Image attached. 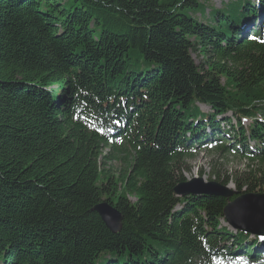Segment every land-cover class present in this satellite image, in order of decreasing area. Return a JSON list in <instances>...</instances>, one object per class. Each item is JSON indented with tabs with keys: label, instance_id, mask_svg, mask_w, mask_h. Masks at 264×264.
<instances>
[{
	"label": "trees",
	"instance_id": "obj_1",
	"mask_svg": "<svg viewBox=\"0 0 264 264\" xmlns=\"http://www.w3.org/2000/svg\"><path fill=\"white\" fill-rule=\"evenodd\" d=\"M208 1L0 0V264H264L226 198L174 192L204 141L264 183V0Z\"/></svg>",
	"mask_w": 264,
	"mask_h": 264
},
{
	"label": "rangeland",
	"instance_id": "obj_2",
	"mask_svg": "<svg viewBox=\"0 0 264 264\" xmlns=\"http://www.w3.org/2000/svg\"><path fill=\"white\" fill-rule=\"evenodd\" d=\"M231 1L234 0H209L205 4L206 15L211 7H225V5L227 3H230ZM195 16L200 21L204 20L203 16L200 13H197ZM262 20H264V17ZM192 57L197 64H202V57L198 52L193 51ZM198 106L203 113L211 112L210 108L204 104H198ZM226 116L232 119V115L230 113H227ZM249 121L250 119H243V126H248ZM232 123H236L235 119H233ZM221 126H224L223 128H227L225 121H222ZM228 141L232 142L231 140ZM231 150L232 146L229 149V152L222 153L217 151L214 147H211L209 142L204 141L197 146L194 157L192 159H188L185 162L179 173L183 175L186 180H191L192 178L199 177L203 178L204 181H211L216 177V174H219L221 179L225 177L229 180L228 186L231 189L238 192L237 187L242 185V181L244 178L243 176H246V174H248L251 170H255L256 166L254 163L240 157ZM123 156L124 152L119 151V153H116V156L113 159L107 161L106 166H111L113 173L116 175L122 173V170L126 166L125 162L121 160L123 159ZM251 184V188L255 189V191H252V193H264L263 182L256 181ZM246 187H248V185L244 188ZM238 193L241 194V192ZM222 225L228 227L232 232L236 231L230 225H228L225 220H222ZM252 237L258 238V243L260 244L258 245V248L264 250V240L262 239L264 235H252Z\"/></svg>",
	"mask_w": 264,
	"mask_h": 264
},
{
	"label": "water",
	"instance_id": "obj_3",
	"mask_svg": "<svg viewBox=\"0 0 264 264\" xmlns=\"http://www.w3.org/2000/svg\"><path fill=\"white\" fill-rule=\"evenodd\" d=\"M174 192L179 196L203 194L224 197L227 203L223 208V216L228 225L236 231L250 235H264V193L239 194L218 181H204L199 177L179 182ZM233 195L236 196L231 199ZM92 210L100 216L111 232L119 230L122 216L115 206L107 201H101Z\"/></svg>",
	"mask_w": 264,
	"mask_h": 264
},
{
	"label": "snow or ice",
	"instance_id": "obj_4",
	"mask_svg": "<svg viewBox=\"0 0 264 264\" xmlns=\"http://www.w3.org/2000/svg\"><path fill=\"white\" fill-rule=\"evenodd\" d=\"M252 39H254V40H255V39H257V37H252ZM262 239H264V237H262Z\"/></svg>",
	"mask_w": 264,
	"mask_h": 264
},
{
	"label": "bare ground",
	"instance_id": "obj_5",
	"mask_svg": "<svg viewBox=\"0 0 264 264\" xmlns=\"http://www.w3.org/2000/svg\"><path fill=\"white\" fill-rule=\"evenodd\" d=\"M228 185H229V184H228ZM228 185H227V188L231 189Z\"/></svg>",
	"mask_w": 264,
	"mask_h": 264
}]
</instances>
